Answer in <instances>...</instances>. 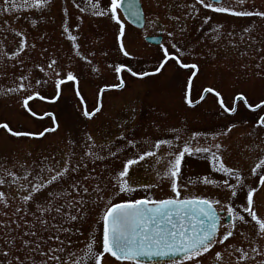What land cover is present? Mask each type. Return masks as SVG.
Masks as SVG:
<instances>
[{"label": "rangeland", "instance_id": "374dc122", "mask_svg": "<svg viewBox=\"0 0 264 264\" xmlns=\"http://www.w3.org/2000/svg\"><path fill=\"white\" fill-rule=\"evenodd\" d=\"M20 3L21 0H15ZM110 0H101L103 7H106ZM165 3L169 6L165 7ZM194 3V0H142L145 12V28L134 30L125 23L124 44L130 53L129 57L123 56L115 42V35L118 26L108 17H95L91 15L89 0H51V8L43 13L29 11L21 8L18 11L0 14V125L8 124L13 131H42L45 127H51V118L45 113H52L57 119L59 128L54 133H46L44 137H14L6 129L0 127V178L11 180L7 172H13L16 176L23 177L27 171L29 179H32L35 172L39 171L41 165L51 166L59 169L62 161L69 160L71 166L82 161L88 165L84 170L85 174L93 171L96 176H103V181H90V184L100 183L101 187L107 190L104 201L100 208H95L91 201L85 212V218L75 222L73 230V251L83 248L89 239L88 234L95 232L99 240V230L102 224L98 223L104 205L111 202H120L127 199H139L151 195L155 199H163L172 195L167 180L160 183L157 180V170L163 171L167 161L157 163L154 157L146 158L145 161L133 166L130 170V183L137 187V191L131 194H119L109 183V178L114 175L113 169L121 170V161L131 157L134 153L149 150L148 143L156 139H173L177 147L181 146L184 140L188 139L191 132L207 133V139L201 136L198 141H193V146H211L213 133L224 132L228 125L235 124L236 127L227 136H218L215 142L222 145L221 153L228 166L241 170L246 185L258 187L254 194L255 209L260 218H264V188L259 187L258 177H253L250 168L258 159L264 155V130L256 124L258 116L264 111L248 110L243 102L237 101V111L234 114L223 113L216 102L214 95H208L195 107H188L183 102V95L186 88V78L190 73L187 70L179 69L174 62H169L161 73L144 78L132 77L128 73H122L126 86L123 89H109L102 97V111L93 119L88 120L82 116L83 107L89 110L97 104L98 90L106 84L117 83L114 68L109 65L124 64L134 71L151 72L162 58L160 46L164 45L169 51L171 43H177L178 47L185 54V62H196L199 67L197 77L194 78L192 87L193 100H199L203 89L212 87L221 92L226 105L231 106L236 92H244L250 104L259 103L264 100V80L253 78L251 69L246 71L244 65H251L252 52L248 56L241 57L237 49L233 47L236 43L240 50L244 46L239 44L241 36L247 40L249 36L243 33L242 29L247 27L257 42L264 40V21L259 18L234 17L229 14H213L201 10L198 19H189L183 15V10L178 11L171 5H184ZM232 3V2H229ZM85 7L86 11L81 13L79 8ZM232 4H235L233 2ZM3 5V0H0ZM247 5H254L251 10H264V0H246ZM68 8L70 14V30L78 37L80 52L87 57L81 60L75 55L71 42L61 35L63 22V9ZM168 15L181 16L179 22L169 20ZM204 15H211V27L221 25L220 38L218 40L206 39L204 33L211 37L212 32L209 26H201ZM77 17H80L78 20ZM37 21L36 27H32L30 21ZM79 24V28L76 25ZM184 28V35H180V29ZM199 29V30H197ZM26 32L29 47L20 54V61L9 59L11 52L16 50L18 37L15 31ZM172 31L174 37L170 38L167 32ZM229 33H234L229 37ZM161 36L159 45H149L144 41L147 36ZM36 47L32 48L31 45ZM259 47V43L255 45ZM46 50V51H45ZM8 53L3 57L2 53ZM55 59L58 61L57 70L61 71V77L72 71L78 78V85L67 82L63 86L62 96L56 101H51L55 94L54 81L57 78L49 71V77L35 67L40 64L47 70V63ZM91 61V63H88ZM96 68L97 71H92ZM25 75L29 77L32 86L48 97L46 100L34 99L29 105L37 115L32 116L22 107L21 93H6L10 87L16 86L20 81L18 77ZM36 79H48V83L36 86ZM79 88L85 103L80 104V98L75 95L76 88ZM42 117V118H41ZM171 128L180 130L182 139L175 141V133L169 131ZM92 135L96 145L106 144L112 151L122 149L116 157H109L108 151L103 152L99 148H93L100 155L107 157L104 161H92L84 156L87 151L86 145L91 144L87 135ZM122 134L127 139H134L137 142L136 148L125 147L124 140H117ZM167 146L158 153L164 156L167 153ZM212 151H215L212 148ZM208 176L211 179L222 181L221 173H215L210 163L203 156L186 157L183 161L182 176L180 184L182 195H199L210 199H218L221 205L228 203L230 192L225 187H216L203 184H189L187 190L183 186L189 180L196 181L200 177ZM23 182V181H21ZM160 184L159 187L146 192L139 185ZM235 183V180H230ZM12 188V191L16 190ZM66 185L61 182L50 185L47 191H62ZM0 191H5L11 197L9 185H0ZM41 198L47 195L42 190ZM246 193L240 192L239 199L233 198L235 205L246 203ZM95 199V196L92 197ZM0 210L3 206L0 205ZM239 210V209H237ZM220 212V211H219ZM221 225L225 226L224 218L226 211H221ZM245 215L248 224H239L235 238H230L233 247L242 248L250 252L249 246L243 242V237L255 234L254 222ZM9 215L11 212L9 211ZM264 243V242H262ZM217 250L223 251L218 247ZM231 251V250H229ZM82 255V253H80ZM236 252L231 255L224 254L225 264L235 261ZM181 259V258H180ZM180 259H173L162 262L141 263L126 261L123 264H179ZM259 259V258H257ZM103 264H122L111 257L104 260ZM204 264H211L205 260Z\"/></svg>", "mask_w": 264, "mask_h": 264}, {"label": "snow or ice", "instance_id": "6c2138e0", "mask_svg": "<svg viewBox=\"0 0 264 264\" xmlns=\"http://www.w3.org/2000/svg\"><path fill=\"white\" fill-rule=\"evenodd\" d=\"M74 2V0H73ZM122 4H126L123 8L134 19H139L140 12L136 5V0H110V3L103 7L101 0H89L91 15L95 17H108L118 26L115 35V42L119 52L129 57L130 53L126 50L124 44L125 23L118 15ZM165 7L169 6L165 3ZM178 11L183 10V15L189 19H198L201 10L213 14H229L234 17L259 18L264 21V10H251L254 5H247L246 0H235V4L229 3L228 0H194V3L184 5H171ZM81 13L86 11L85 7L75 4ZM21 8L43 13L51 8V0H21L18 4L15 0H3L0 5V14L18 11ZM169 20L179 22L181 16L168 15ZM79 20L80 17H77ZM211 15H204L201 26L208 25L209 31L212 32L211 37L208 33H204L206 39L213 41L220 38L221 25L217 24L215 28L211 27ZM31 26L34 28L37 21L32 19ZM79 24L76 25L79 28ZM61 35L65 36L71 42V47L75 50V55L81 60H86L80 52L78 37L70 30V14L69 9H63ZM199 30V29H197ZM184 28L180 29V35L183 36ZM243 33H247L249 39L241 36L239 44L243 45V51L234 43L233 47L237 49L241 57L248 56L249 50L252 52L251 65H244L246 71L251 69L253 78L264 80V40L257 42L252 36L251 30L247 27L242 29ZM27 33L18 30L15 36L18 37L16 50L8 53H2L3 57L16 59L20 61V54L24 53L29 47L27 43ZM168 37H174L172 31L167 32ZM229 37L234 33H229ZM259 43V47L255 45ZM32 48L36 45L32 44ZM174 51H169L164 45L160 46L162 58L158 64L154 66L151 72L134 71L131 67L124 64L109 65L114 68L117 83L106 84L99 88L97 96V104L89 110L83 108L82 116L88 120L93 119L102 111L103 94L109 89H123L126 81L122 73H128L132 77L144 78L154 76L161 73L169 62H174L179 69L187 70L190 74L186 78V88L183 95V102L188 107H194L199 101L205 99L204 95L199 96V100L191 98V90L194 78L197 77L199 67L196 62L188 63L183 59L184 53L177 43H171ZM46 51V50H45ZM91 63V61H88ZM45 77H49V71L57 78L54 81L55 94L50 98L56 101L62 96L63 86L67 82L78 85V78L72 71H67L61 77V71L57 70L58 61L51 59L47 63V70L40 64L35 65ZM92 71H97L93 68ZM19 83L14 87L6 90V93H21L22 107L32 116L37 114L32 111L29 102L34 99L46 100L48 97L37 91L29 82V77L21 75L18 77ZM48 79H36L35 85L42 86L47 84ZM204 93L213 94L216 102L223 113L234 114L237 111V101L243 102L244 106L252 111H264V100L259 103L250 104L244 92L235 93L231 106L226 105L220 91L207 87L203 89ZM75 95L80 98V104H84V98L79 88H76ZM45 116L51 118V127H45L42 131H13L8 124H2L0 127L6 129L14 137H44L46 133H54L58 130L59 124L52 113H45ZM42 118V117H41ZM258 127L264 130V115H259L256 121ZM235 124L228 125L224 132L213 133L211 146H193V141L203 136L207 139V133L193 131L188 139L184 140L179 147L176 146L173 139H156L154 142L148 143L149 150L138 151L131 157L121 161L122 168L119 171L113 169L112 175L108 183L113 189H117L119 194H131L137 191L130 183V170L133 166L145 161L146 158L154 157L156 162L162 163L167 161L165 169L161 172L157 170V180L163 183L168 181L172 195L155 199L150 194L139 199H127L120 202L109 201L104 205L98 223L102 224L99 230V240L97 234L90 232L89 239L85 246L78 251H73V230L75 222L85 218V212L89 208V202L99 209L100 204L104 201L107 190L102 188L100 183L90 184V181H103V176H96L93 171L85 174L84 170L88 165L82 161L77 162L75 166L70 165L69 160L62 161V166L56 169L51 166L41 165L39 171L35 172L32 179H29V173L26 171L23 177L16 176L13 172H7L11 180L0 178V185H9V191H12L9 197L5 191H0V264H103L108 257L114 258L118 262L135 261L141 256H165L179 255V264H204L205 260H210L211 264H225L224 254L231 255L236 252L235 261H229L228 264H264V218H260L255 209L254 194L257 193L258 187L246 185L240 169L228 166L222 156V145L215 142L218 136H227ZM175 133V141H180L182 136L180 130L176 128L169 129ZM87 140L92 143L86 145L87 151L84 156L92 161H104L107 157L93 151V148H99L101 152L105 149L108 151L109 157H116L122 149L117 148L112 151L106 145H96L92 135H87ZM117 140H124L125 147L136 148L137 142L134 139H127L122 134ZM167 146V153L164 156L158 155L164 147ZM212 148L215 151H212ZM203 156L211 165V169L215 173H221L225 179L218 182L208 176L200 177L196 181L189 180L183 186L187 190L189 184L212 185L216 187H225L229 190L230 196L228 203L221 205L218 199H210L199 195H182V186L180 179L182 176L183 161L186 157ZM253 177H258L259 187L264 188V155L258 162L250 168ZM234 179L235 183H230ZM23 181V182H21ZM63 182L66 187L62 191H47L50 185ZM160 184H143L139 185L146 192L159 187ZM42 190L47 192L46 196L41 198ZM246 193V203L235 205L233 198L239 199V193ZM95 196V199L92 197ZM239 209V210H237ZM9 211L11 215H9ZM219 211H226L229 224L222 226ZM250 217L251 222L255 225V234L253 236L243 237V242L249 246L252 255L242 248L233 247L230 238H235L239 224H248L245 215ZM220 247L223 251L217 250ZM231 250V251H229ZM82 253V255L80 254ZM259 258V259H257Z\"/></svg>", "mask_w": 264, "mask_h": 264}, {"label": "water", "instance_id": "95a60500", "mask_svg": "<svg viewBox=\"0 0 264 264\" xmlns=\"http://www.w3.org/2000/svg\"><path fill=\"white\" fill-rule=\"evenodd\" d=\"M136 5L137 8L139 9L140 12V17L139 19H134L133 17H131L127 12H125L123 10V8L126 6V4H122V7L120 8L124 18L133 26H136L138 28L142 27L143 25V18H142V12L140 9V5L138 0H136ZM147 42H153L156 43V40L153 38H146L145 39ZM225 222H228V217L225 218ZM173 259H180V256L177 254L175 256L172 255H165V256H141L138 257L135 261L137 262H141V263H151V262H162V261H168V260H173Z\"/></svg>", "mask_w": 264, "mask_h": 264}, {"label": "flooded vegetation", "instance_id": "af4514ba", "mask_svg": "<svg viewBox=\"0 0 264 264\" xmlns=\"http://www.w3.org/2000/svg\"><path fill=\"white\" fill-rule=\"evenodd\" d=\"M228 2H235V0H228ZM139 3H140V6H141V9H142V12H143V16H144V20H145V12H144V10H143V6H142V0H139ZM119 13L121 14V17H122V12L119 10ZM128 24V23H127ZM145 24H146V20H145ZM129 25V24H128ZM130 27L132 28V29H134V30H143V28H145V25H144V27L142 28V29H136L135 27H132L131 25H130ZM158 37V36H160V35H154V37ZM161 37V36H160ZM161 43V42H160ZM159 43V44H160ZM193 92H192V90H191V98L193 97ZM202 95H204L205 96V98L208 96V95H213V94H210V93H204V92H202ZM200 102V101H199ZM199 104V103H198ZM197 105V104H196ZM195 105V106H196ZM194 106V107H195ZM84 108V107H83ZM262 115H264V113L262 114Z\"/></svg>", "mask_w": 264, "mask_h": 264}]
</instances>
